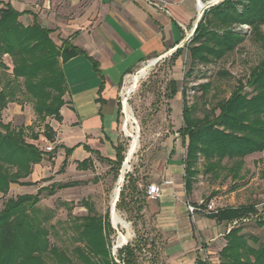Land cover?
<instances>
[{"label": "trees", "instance_id": "16d2710c", "mask_svg": "<svg viewBox=\"0 0 264 264\" xmlns=\"http://www.w3.org/2000/svg\"><path fill=\"white\" fill-rule=\"evenodd\" d=\"M207 1V0H203ZM0 67L8 73L0 88V115L8 102H17L18 93L27 95L32 104L35 120L43 124L41 134L49 142L54 141V131L47 118L61 120L60 108L67 90L62 63L83 51L62 39L60 45L50 37L51 29L42 27L34 16L31 24L19 20L22 12L0 0ZM246 25L247 30H237ZM264 0H220L206 8L189 39L172 52V60L187 50L191 64H210L232 52L247 36L264 52ZM247 31V32H245ZM7 56L10 64H5ZM191 68L187 74L192 73ZM218 74L229 75L226 71ZM209 82L199 85L205 95ZM250 88V92L245 91ZM182 125L178 134L186 139L183 164V185L190 194L200 171L214 178L224 171V179H240L244 158L264 150V58L250 68L245 79H238L229 96L208 107L202 116L196 114V105L187 101L186 88L182 87ZM171 94L175 93L174 84ZM119 112V108H118ZM33 139L32 125L13 127L0 120V194L5 195L12 184L36 185L26 178L33 167L44 157L52 159L55 147L46 151L27 140V131ZM74 147H64L65 157L59 171H63L67 156ZM125 148L117 145L115 158H103L110 165L114 178L119 174L125 157ZM91 165L87 158L77 163V168ZM135 167L124 175L117 210L141 217L145 187L138 185ZM264 176V169L262 170ZM80 181L55 182L50 186H38L35 193L16 194L6 198L0 207V264H138V255L147 239L138 234L137 243L127 241L117 250L116 259L110 252L109 211L96 212L87 198H81L86 212H72L73 201L60 200L68 206L66 229L70 234L71 248L50 242L52 209L37 205L42 192L53 195L57 189L72 187ZM210 196L199 204L206 206ZM264 202V196H263ZM207 216L218 222L234 224L224 234L225 244L219 250V264H264V238L242 232L241 221L257 218L264 225L255 203L225 206L213 209Z\"/></svg>", "mask_w": 264, "mask_h": 264}, {"label": "crops", "instance_id": "0c3cea01", "mask_svg": "<svg viewBox=\"0 0 264 264\" xmlns=\"http://www.w3.org/2000/svg\"><path fill=\"white\" fill-rule=\"evenodd\" d=\"M1 1L22 12L19 16L22 24H31L35 16L42 27L51 29L50 37L55 44L60 45L61 40L66 39L83 51L62 63L67 90L60 108L61 120L46 119L54 131V141L49 142L40 134L38 137L45 139L46 144H53V147L58 144L61 127L66 125L63 111L65 108L71 110L67 124L76 131L68 134L71 144L66 147L74 148L67 156L64 170L59 171L58 166L53 181L80 183L58 189L56 193H79L81 185L88 189L91 185L93 189L104 181L110 185L114 175L110 165L101 161L99 156L114 159L116 146L124 147L119 133L122 112L120 91L124 78L183 41L198 21L201 13L199 4L205 1L160 0L158 4H153L151 0ZM183 55L184 50L173 60L172 53L163 57L171 63L172 72H177ZM176 80V77L169 79L168 91L164 92L165 104H160L166 105L167 110L160 119L161 124H170L174 132L157 142L159 132L149 128L158 122L157 119H140L142 137L138 158L141 162L142 157L145 158L146 164L135 165L133 175L138 176L140 187L150 183L160 184L162 194L157 199L144 197L139 219L150 225L151 236L144 234V237L150 241L149 249L153 247V241L158 245V264H219L218 252L225 244L224 234L232 223L218 222L208 217V212L202 213L206 206L195 204V183L191 193H185L181 150L185 152L186 139L182 140L178 134L182 125V90ZM172 84L175 86L173 95L170 92ZM174 98L178 108L180 106L181 120L177 123L172 115ZM21 108L22 105L17 102H8L4 111L15 113ZM155 111L158 115L159 110ZM27 140L35 141L33 138ZM58 155L62 162L65 153L58 154L54 150L50 161L42 160L34 165L32 174L35 178L32 180L44 177L41 172L43 167L55 165ZM87 158L91 159V165L86 169L77 168V163ZM166 180L171 183L164 184ZM65 200L76 204L79 199L65 197ZM188 203L198 207L193 215L187 211Z\"/></svg>", "mask_w": 264, "mask_h": 264}, {"label": "rangeland", "instance_id": "374dc122", "mask_svg": "<svg viewBox=\"0 0 264 264\" xmlns=\"http://www.w3.org/2000/svg\"><path fill=\"white\" fill-rule=\"evenodd\" d=\"M240 28L248 31L246 25H241L236 29L240 30ZM262 29L264 31V25L262 26ZM163 57L159 58L156 62L150 65L148 69L145 70V75H140L137 82L135 83V87H132L133 90L130 92L128 107L134 117L133 121L131 122L134 126V129L131 130L128 128L129 132L131 133L130 135L126 134L122 129V123L123 119L125 118V114L123 112L120 113L121 119L119 121V133L122 143L125 147V156L129 143L132 139L133 141L136 140L138 146L132 154L130 161L128 162V166L124 171L122 165L119 175L123 172L124 176L127 172H130L132 166H142L146 164L145 158L142 157V162L139 161L138 158V154L141 151L140 145L142 137V125L140 124V119L143 121L151 118L157 119L158 122L155 123V125L153 124V126H149L153 132H159V135L156 136L157 142H160V140H163L166 136L174 132L170 129V124H167L166 122L161 124L160 120L161 117H164L165 113L167 112L166 105L160 106V104H165L164 99L166 96L164 92L168 91L169 79L176 77L178 88H186L188 103H194L196 105V114L198 116H202L203 112L208 109V107L229 96L230 92L236 85V81L238 79H245L250 68L264 58V52L259 47V45L247 34L246 38L232 52L207 65L191 64L188 51L184 50V55L181 56V62L177 72L175 73L172 72V67L169 60ZM3 60L5 64H10L9 59L6 56H4ZM147 63L148 62H146L144 65ZM189 68L193 69L191 74H187ZM218 71H226L229 73V75L225 76L218 74ZM5 73L8 72L4 68L0 67V88L3 86L4 80L6 79ZM206 82H209L210 86L205 95L202 96L199 85ZM245 91L250 92V88H246ZM17 103L22 105L21 110L19 109L15 113L2 110L0 120L4 123L9 121L13 127L32 125L33 134L37 133L41 135L43 133V124L35 120V115L33 113L32 104L29 97L23 93H18ZM172 106L174 108L172 113L173 120L175 123H177L179 119L181 120V115L179 113L180 106L178 108L176 98L172 100ZM155 110H159L158 115L157 111ZM63 113L66 125L61 127V132L58 135V144L54 145L55 151L58 154L63 153L64 147L71 144L68 134H70V132L73 133L76 131L73 130V128L72 131V126L67 124V122L70 121L69 113L71 114V110L69 108H65ZM129 125L130 124L128 123V127ZM30 132L31 130L27 131V139L31 138ZM34 144L42 148L45 146L46 140L38 138L34 141ZM47 145H50L53 148V144L50 143L46 144V146ZM181 151V155L184 156V150ZM59 157L60 156L58 155L57 159L55 160V165L48 164L47 166L43 167L44 170L41 172L44 177L40 176V178L36 180V185L33 184L31 186H22L20 189L19 187L17 188V185H12L7 194H0V207L6 198L19 194V191L22 193H35L38 186H50L52 183H55L53 181V174H55V171L61 163V158ZM43 160L44 162L50 161V159L46 157H44ZM263 169L264 150L259 153H253L249 156H246L245 164L241 170L242 177L237 180L229 178L224 179V171H220L219 176L216 178L200 171L194 186V197L196 198L195 204L197 205L198 203H201L202 200L207 196L211 197L209 203L213 205V208L228 205L255 203L258 213L264 217ZM119 175L116 178H112L110 185H108L107 181L94 186L93 189L91 185L89 189L88 187H83L81 185L79 193H65L66 195H63L56 193L57 191H55L53 195H48L46 192H42L37 205L41 208L50 207L52 209L50 222L54 225L56 231V233L50 231V242H54L55 244L66 248L72 247L71 239L69 238L70 234L66 229L68 220V206L60 204L59 197L64 200L65 197L67 199H80L81 197L87 198L88 201L93 205L96 212L104 213L105 211H109L110 221L111 195L114 186L118 184ZM33 178L35 177L33 174H31L26 179L33 181ZM14 188H17L16 190L19 191L17 192ZM66 192L68 191L66 190ZM71 209L75 214H84L86 212L85 208L81 204H72ZM115 210L117 214H119L128 224V227L125 228L124 226L117 224L116 227H113L110 221V225L114 229V232L110 235V252L111 255L116 259L118 255L117 250L125 244H119V246H117L114 250V246L117 244L119 233L126 237V242L131 241V243L135 244L138 241L136 238L138 234H140L142 237H144V234H147V237H150V233L152 231L150 229V225L146 223V221L144 222L142 218L137 220L133 217V214L130 215L129 213L121 212L117 210L116 207ZM204 212L205 211H202V213ZM256 220V217H252L241 221L240 224L243 227L242 232H244L246 235H255L260 240H263L264 225L260 226ZM235 222H232V225L239 224L238 222ZM147 237L145 238L147 239ZM149 243L150 241L147 239L146 245L143 246L145 251L142 250L138 255V264H158V245H156L153 241V247L149 249ZM146 251L150 252V254L148 255Z\"/></svg>", "mask_w": 264, "mask_h": 264}, {"label": "bare ground", "instance_id": "6f19581e", "mask_svg": "<svg viewBox=\"0 0 264 264\" xmlns=\"http://www.w3.org/2000/svg\"><path fill=\"white\" fill-rule=\"evenodd\" d=\"M202 7V3L199 4V8ZM154 63V60H150L143 68H141L139 74L143 76L145 75L144 72L146 69H148V67L150 65H152ZM142 77V76H141ZM137 78L138 76H134L133 79H132V82L133 84H135V82L137 81ZM134 85L130 86V88L128 89V92L130 91V89H132ZM125 118L123 119V123H122V129L124 130V132L128 135H130L131 133L129 132V129L133 130L134 129V126L133 124L131 123L133 121V115L131 113V111L129 110V107L128 105H126L125 107ZM128 123L130 124L129 127H128ZM136 123V121H135ZM134 123V124H135ZM129 128V129H128ZM137 139V138H136ZM137 142L136 140L133 141V139L130 141L129 143V146H128V149H127V152H126V162L123 164V171L127 168L128 166V162L130 161V158L132 156V154L134 153V151L136 150L137 148ZM123 172L119 175V178H118V184H116L112 190V195H111V201H110V207L113 205L115 199H116V196H117V191H118V187L120 186V182L122 183L123 181ZM111 218H112V222L113 224L116 226L117 225H122L125 227H128V224L126 221L123 220V218L117 214L115 208H113V210L111 211ZM121 226V227H122ZM126 237L122 234L119 233L118 235V240H117V244L115 245V247L119 246V244L121 243V241L125 240Z\"/></svg>", "mask_w": 264, "mask_h": 264}, {"label": "built area", "instance_id": "2783aa9c", "mask_svg": "<svg viewBox=\"0 0 264 264\" xmlns=\"http://www.w3.org/2000/svg\"><path fill=\"white\" fill-rule=\"evenodd\" d=\"M159 1L160 0H151V2L153 4H158ZM202 6H203V3H202ZM200 10H202V7L200 8ZM190 36H191V34L188 36V39H189ZM141 68L138 69V70H136L134 73H131V74L126 75V77L123 80L122 88H121V91H120V105H121L122 112L124 114H125V111H124L125 110V107H126V105H128V100H129L130 92L135 87V84H133L132 79H133L134 76H138V78H139V76H140L139 72H140ZM138 78H137V80H138ZM132 85H134V87L132 89H130V91L128 92V89ZM45 150L46 151H51L52 150V146H50V145L45 146ZM170 183H171L170 180L164 181V184H170ZM144 191H145V195H146V197L148 199H157L162 194V186L160 184L150 183V184H148V185L145 186ZM186 208H187V211H188V213L190 215H193V213L196 210H198V207L195 206V205H192L191 203L186 204ZM213 209H214L213 208V205L211 203H208L206 205L204 211L205 212H209V211H212ZM234 222L235 221H233V223ZM115 248L116 247L114 246V250H115Z\"/></svg>", "mask_w": 264, "mask_h": 264}, {"label": "water", "instance_id": "95a60500", "mask_svg": "<svg viewBox=\"0 0 264 264\" xmlns=\"http://www.w3.org/2000/svg\"><path fill=\"white\" fill-rule=\"evenodd\" d=\"M218 1H220V0H207V1L203 2V6H202L201 13H202L206 8H208V7H210V6L214 5V4H216ZM201 13H200V15L198 16V20H199V18H200L201 15H202ZM196 24H197V23H196ZM195 26H196V25H195ZM195 26H194V28H195ZM194 28L189 32L188 36H189L190 34L192 35ZM188 36H187L183 41H181L177 46L173 47L171 50H169V51H168L167 53H165L164 55H161V56H159V57L153 59L154 62H156L159 58H161V57H163V56H166L167 54H171V53L174 52L178 47L182 46V45L188 40ZM144 66H145V65H144ZM144 66H143V67H144ZM143 67H142V68H143ZM135 83H136V82H135ZM125 162H126V156L124 157V160H123V162H122V165H123ZM122 165H121V167H122ZM119 172H121V169H120ZM123 180H124V177H123ZM122 183H123V181H122ZM122 183H121L120 187H118V191H117L116 199H115L113 205L110 207V221H111L113 227H116V226H115V225L113 224V222H112L111 211L113 210V208H115V204H116V202H117V200H118L119 192H120V189H121ZM123 243H126V240L121 241L120 244H123Z\"/></svg>", "mask_w": 264, "mask_h": 264}]
</instances>
